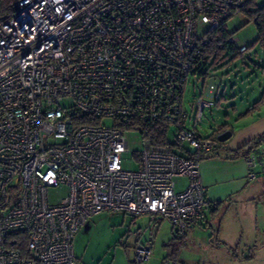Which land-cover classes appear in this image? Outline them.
<instances>
[{
    "label": "built area",
    "instance_id": "1",
    "mask_svg": "<svg viewBox=\"0 0 264 264\" xmlns=\"http://www.w3.org/2000/svg\"><path fill=\"white\" fill-rule=\"evenodd\" d=\"M252 1L0 0V264H76L77 232L103 213L159 217L176 237L206 222L200 159L221 142L197 126L217 101L200 95L187 124L184 91L207 34ZM156 123L165 145L140 135L129 153L127 132ZM244 162L264 172V146ZM151 255L136 244L135 264Z\"/></svg>",
    "mask_w": 264,
    "mask_h": 264
},
{
    "label": "rangeland",
    "instance_id": "2",
    "mask_svg": "<svg viewBox=\"0 0 264 264\" xmlns=\"http://www.w3.org/2000/svg\"><path fill=\"white\" fill-rule=\"evenodd\" d=\"M262 4L264 0H257V6ZM246 22V16L238 13L227 22L226 26L227 31L236 40L235 47H249L248 51L231 52L227 48L217 59L209 60L205 67V76L199 78L190 76L184 91L183 109L189 118L187 124H192L194 121V100L200 95H203L207 101H217L215 107L204 112L197 130L203 137L214 138L218 129L227 125V130L233 135L229 140L221 143L223 145L233 139L239 126L237 122L243 119L238 118V115L264 97V45L256 42L258 35L253 23L246 24ZM205 30V26L199 23L198 36H202ZM210 86L216 89L215 93H208ZM233 108H236V111ZM126 141L129 153L141 150L142 139L138 132H127ZM123 161L126 169H135L131 154L124 157ZM256 181L250 186L257 184L258 187L259 182ZM185 184L186 179H177L175 192H181ZM64 194H66L64 189L53 191L51 200ZM259 204L261 206L258 209H264L262 202ZM247 207L250 208L249 203ZM244 223L248 224L245 221ZM209 235L208 229L194 227L186 232L184 238L178 239L171 225L159 217L103 213L92 217L79 229L73 242V254L76 264L135 263L134 248L138 242H142L151 246L152 250L150 260L142 264H170L174 260H178L179 264H201L211 256ZM249 246L250 243L243 237L237 250L238 255L246 256L245 248L248 250ZM213 254L212 261L220 262L221 259H216V254ZM254 264H264V260L258 258Z\"/></svg>",
    "mask_w": 264,
    "mask_h": 264
},
{
    "label": "crops",
    "instance_id": "3",
    "mask_svg": "<svg viewBox=\"0 0 264 264\" xmlns=\"http://www.w3.org/2000/svg\"><path fill=\"white\" fill-rule=\"evenodd\" d=\"M233 109L236 111V108ZM261 110L264 106L259 112L237 122L239 126L233 139L224 145L225 149L235 150L264 132V111ZM199 172L208 202L206 222L199 228L210 232L208 244L212 256L201 264H254L258 258L264 260V209H258L261 206L259 203L264 206V172L257 167L247 169L244 160L219 158L200 162ZM250 174L256 177L251 179ZM253 181L259 182L258 187L257 184L250 186ZM243 237L251 246L248 250L245 248L247 255L240 257L237 250ZM213 253L222 262L212 261Z\"/></svg>",
    "mask_w": 264,
    "mask_h": 264
},
{
    "label": "trees",
    "instance_id": "4",
    "mask_svg": "<svg viewBox=\"0 0 264 264\" xmlns=\"http://www.w3.org/2000/svg\"><path fill=\"white\" fill-rule=\"evenodd\" d=\"M256 3L257 0L250 2L248 5L241 9L240 13H243L246 16V24L253 23L258 35L256 42L260 45H264V4L257 6ZM227 22L228 21L224 22L218 28L213 31H210L207 34L208 43L203 49L201 55L202 67L197 71L198 74L195 75L198 78L205 76V67L211 58L217 59L221 55V53L227 48H229L231 52L237 50L235 44L230 42V39H232V35L227 31ZM248 49L249 47H247V51ZM262 106H264V97H261L244 113L238 115V118L249 117L256 111H258L259 108H261ZM227 129V125H223L218 129L216 134H221ZM140 135L143 138L149 139L153 145H165L167 135L169 136L165 126L161 123L149 125L147 128L140 131ZM262 146H264V132H262L261 134H259L258 136L251 139L250 141L235 150L225 149L224 145L220 144L218 150L212 151L204 155L200 159V161L202 162L203 160L214 158L230 161L244 160L250 154L256 153L258 149ZM185 236L176 238L182 239ZM20 251L23 252V248H20ZM129 264L135 263L130 262Z\"/></svg>",
    "mask_w": 264,
    "mask_h": 264
},
{
    "label": "water",
    "instance_id": "5",
    "mask_svg": "<svg viewBox=\"0 0 264 264\" xmlns=\"http://www.w3.org/2000/svg\"><path fill=\"white\" fill-rule=\"evenodd\" d=\"M231 137H232V132L229 130H226L218 136V141H220L221 143H224L227 140H229Z\"/></svg>",
    "mask_w": 264,
    "mask_h": 264
}]
</instances>
